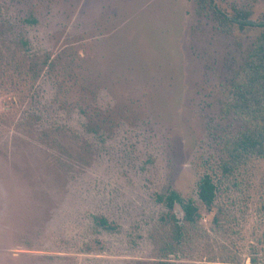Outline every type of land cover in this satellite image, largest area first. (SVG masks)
I'll list each match as a JSON object with an SVG mask.
<instances>
[{"label":"rangeland","instance_id":"374dc122","mask_svg":"<svg viewBox=\"0 0 264 264\" xmlns=\"http://www.w3.org/2000/svg\"><path fill=\"white\" fill-rule=\"evenodd\" d=\"M256 33L195 0H0V264H264V158L225 175ZM205 175L218 221L192 226L167 196Z\"/></svg>","mask_w":264,"mask_h":264},{"label":"trees","instance_id":"16d2710c","mask_svg":"<svg viewBox=\"0 0 264 264\" xmlns=\"http://www.w3.org/2000/svg\"><path fill=\"white\" fill-rule=\"evenodd\" d=\"M197 11L211 13L217 23L218 29L226 33L233 30H256L254 41L248 50L236 80L229 87V104L235 114L247 121L248 128L237 135H233L227 143L228 159L225 161V175L233 172L248 156L258 155L264 158V16L255 20L253 12L249 9H239L236 6L224 5L217 0H195ZM23 45L24 42L21 41ZM20 83L19 81H16ZM2 81H0V87ZM218 186L211 176L205 175L198 184L200 204L193 199L181 200L179 194L172 191L167 197L169 212L174 213L179 202L183 209L187 224L192 226L202 220V208H206L214 221ZM175 221L178 220L172 214ZM97 224L106 230L112 231L117 225L105 217L97 218ZM176 234L182 238L184 231L180 222L176 224Z\"/></svg>","mask_w":264,"mask_h":264}]
</instances>
